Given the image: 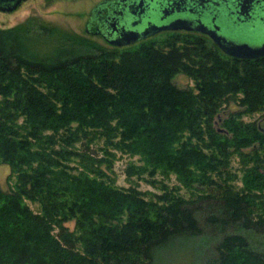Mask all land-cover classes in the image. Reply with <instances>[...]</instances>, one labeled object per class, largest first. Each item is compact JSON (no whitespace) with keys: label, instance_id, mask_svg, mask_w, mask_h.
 Here are the masks:
<instances>
[{"label":"trees","instance_id":"trees-1","mask_svg":"<svg viewBox=\"0 0 264 264\" xmlns=\"http://www.w3.org/2000/svg\"><path fill=\"white\" fill-rule=\"evenodd\" d=\"M179 75L193 87L179 89ZM232 103L241 110L217 130ZM263 112L264 58H230L198 35L173 32L133 51L76 42L41 56L22 31L0 30V165L16 176L12 193L0 190V264H154L202 236L216 239L206 264H264L249 240L264 236V154L241 153L264 147V131L234 123ZM97 141L109 157L100 162L112 165L110 148L139 157L145 167L130 175H175L193 200L163 186L155 203L101 173L73 174L76 144L87 152ZM235 153L247 166L240 191L227 185ZM213 188L220 197L197 194Z\"/></svg>","mask_w":264,"mask_h":264},{"label":"rangeland","instance_id":"rangeland-1","mask_svg":"<svg viewBox=\"0 0 264 264\" xmlns=\"http://www.w3.org/2000/svg\"><path fill=\"white\" fill-rule=\"evenodd\" d=\"M101 1L103 0H28L12 13H0V30L17 29L22 31L31 50L41 56H53L62 45L75 44L76 42L93 45L102 51H112L116 48L109 46L101 38L94 37L87 32V24L92 10ZM171 33H163L135 46L118 50L133 51L138 49L142 43L163 41ZM174 83L179 89L192 88L194 85L193 81L184 75L176 76ZM239 110L241 108L237 103L225 105L215 119V128L219 131L227 130L225 123L230 122L229 114L238 112ZM234 123H236L237 127L239 125L260 124L264 129V112L254 115H244L240 118L237 117ZM104 146L103 141H97V143L89 145V151L85 152L86 148L83 147L82 143L76 144L75 151L78 152L79 156L73 157L68 163L69 167L73 170L72 173H83L90 176H97V174L101 173L105 175V180L114 183L116 187L123 189L136 188L144 193L146 201L156 203V196H160L164 192L163 186L169 189H177L182 196L193 200L190 192L178 181L175 175L167 178L161 174H157L155 177H152L149 171L142 173L143 170H141L140 174L133 173V175H130L128 170L131 167H145V163L140 161L139 157L123 154L118 150L110 148L109 151L115 154L112 165L100 162L109 159L104 153L106 150ZM257 149H259V154L263 156L264 147H260L259 143H256L254 147L242 149L241 153L251 154ZM230 151L232 152L234 149L231 148ZM81 154H85V156H81ZM244 167L247 166L242 164V158L238 153L233 154L228 171L236 176V179L229 181L227 185L232 186L235 191H240L243 188ZM248 167H252V164ZM15 184L16 176L12 175L11 167L1 164L0 190L6 194L12 193L15 189ZM203 193L204 195L212 194L215 197H220L221 195L216 188L197 194L202 195ZM26 204L34 212H40L38 204H32L27 201ZM66 227L73 232L75 230V221H70L66 224ZM249 240L254 251H264V236L249 234ZM215 243L216 239H211L208 236L177 241L157 253L154 264H206L215 256Z\"/></svg>","mask_w":264,"mask_h":264},{"label":"water","instance_id":"water-1","mask_svg":"<svg viewBox=\"0 0 264 264\" xmlns=\"http://www.w3.org/2000/svg\"><path fill=\"white\" fill-rule=\"evenodd\" d=\"M24 1L26 0H0V11H14ZM216 1L220 5L225 2V0H129L136 11L132 12L129 7L126 26L113 23L112 28L117 34V39L109 43L122 48L163 32L194 31L208 35L218 49L230 58L244 61L263 59L264 37L255 43L250 40L238 41L240 37H237V34L226 30L224 15L213 16L212 19H206L198 13L194 15V10L206 12L208 4L216 7ZM234 3L238 8L237 14L248 17L250 14L248 6L253 3L264 4V0H234ZM179 5L188 8L185 12L193 14L195 18H187L185 12L176 10L175 7ZM204 21H210L209 25Z\"/></svg>","mask_w":264,"mask_h":264},{"label":"flooded vegetation","instance_id":"flooded-vegetation-1","mask_svg":"<svg viewBox=\"0 0 264 264\" xmlns=\"http://www.w3.org/2000/svg\"><path fill=\"white\" fill-rule=\"evenodd\" d=\"M27 1L28 0L22 2L14 11L18 10ZM229 2L233 5H231ZM129 7H131L132 12L136 11L135 7H133V5L129 3V0L101 1L92 10L89 22L87 24V32L94 37L101 38L106 44L116 49H124L131 46H135L141 42L152 39L160 34L168 33V32H163L160 34L152 35L145 40L139 41L138 43L127 47L120 48V47L112 46L109 43V41L117 39V34L116 32H114L112 25L113 23H117L120 26L127 25ZM206 8H207L206 12L205 11L199 12L194 10L193 13L194 15L198 13V15H202L206 19H212L213 16L218 17L219 15L221 16V14L224 15L225 17L223 18H225L226 30L229 29L233 33L237 34L238 35L237 37H240L238 41L250 40L253 43H255L256 40L262 39L264 37V4L256 5L255 3H253L252 5H249L248 8L250 10V14L248 17H241L237 14L238 8L237 5L234 3V0H225V2H222L221 5L216 1V7L211 4H208ZM175 9L178 10L179 12H185L188 10V8H186L184 5L176 6ZM14 11L11 12L0 11V13L8 14ZM185 15L187 18L189 17L190 19L195 18L194 15L189 12H185ZM209 23L210 21L205 22V24L207 25H209ZM177 32L198 35L207 39L212 44H214V42L208 35L199 32H194V31L193 32L177 31ZM258 126L262 131H264V129L261 127L260 124Z\"/></svg>","mask_w":264,"mask_h":264}]
</instances>
